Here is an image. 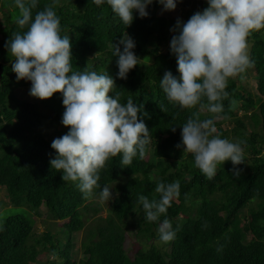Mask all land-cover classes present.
Listing matches in <instances>:
<instances>
[{"label":"trees","instance_id":"obj_1","mask_svg":"<svg viewBox=\"0 0 264 264\" xmlns=\"http://www.w3.org/2000/svg\"><path fill=\"white\" fill-rule=\"evenodd\" d=\"M200 2L202 7L208 5L207 0ZM0 3L12 5V9L0 11V213L5 215L0 218V264H264V29L248 38L253 66L244 75L247 78L255 72L256 91L239 77L230 78L225 89L229 96L220 101L223 111L200 114L201 120H214L219 138L245 141L241 145L244 164L234 166L225 161L209 180L195 166L193 155L183 151V146L176 147L182 144V126L199 106L180 108L168 100L160 85L165 72L179 78L177 59L170 51L174 36L170 26L176 22L156 16L140 18L134 11L133 22L126 26L106 0L99 6L93 0H59L54 11L60 19V35L70 38L72 71L111 76L116 87L109 95L121 93L122 104L131 98L140 107L138 120H143L150 136L143 159L137 152L132 163L124 166L122 154L110 158L100 172L101 189H94L86 199L77 187L79 181H64L63 173L51 167L50 161L57 154L51 148L53 140L41 132L47 125L59 126V137L69 131L62 124V94L39 99L41 103L16 94L21 87L30 91L31 81L17 80L12 71L15 58L5 44L14 33L23 34L27 28L17 24L22 17L15 0ZM52 3L38 0L33 19ZM160 6L153 0L146 11ZM125 34L134 40L133 51L140 60L127 79H119L113 44ZM165 42L169 44L163 49ZM120 48L123 51V45ZM203 102L207 104L206 98ZM40 104L50 107L51 112L47 114ZM237 109L243 112L240 116ZM216 115L232 121L230 137ZM235 169L241 170L239 176L233 174ZM176 181L180 183L179 197L166 215L156 222L148 221L138 196L159 200L157 184ZM103 186L112 193L108 214L97 218L81 242L82 257L72 259L71 234L84 228V216L90 209L98 211L100 206L94 207L93 201L100 198ZM13 208L15 212H6ZM37 216L66 220L62 232L67 238H54L47 229L32 239ZM165 218L176 233L169 243L160 240L158 231ZM131 227L147 242L151 238L157 242L139 247L130 257L124 242ZM43 251L58 259L41 260Z\"/></svg>","mask_w":264,"mask_h":264},{"label":"clouds","instance_id":"obj_2","mask_svg":"<svg viewBox=\"0 0 264 264\" xmlns=\"http://www.w3.org/2000/svg\"><path fill=\"white\" fill-rule=\"evenodd\" d=\"M93 2L99 6L105 0ZM106 2L121 21L130 26L133 12L140 18L147 17L146 8L153 0ZM177 2L157 0L164 11L174 10ZM58 3L59 0H53L52 4L45 5L33 19L32 10L37 7L38 0H15L22 17L17 24L27 31L14 33L5 47L15 58L12 71L17 80L31 81L29 94L32 97L46 100L54 93L62 94L65 107L62 124L69 131L53 139L51 148L57 155L50 165L63 173L64 181H79L77 187L87 199L94 189H101L98 181L107 161L122 154L121 164L128 166L137 152L143 159L150 136L143 120H138L140 107L131 98L122 104L119 92L109 95L116 87L111 76L95 71H72L70 38L60 35V19L54 11ZM207 3L208 7L202 12L194 13L186 23L177 20L175 27L170 29L178 32L171 38L170 51L176 56L179 78L165 72L160 85L168 100L180 108L199 106V111L192 112L182 126V144L176 147L183 146V151L192 154L195 166L211 180L217 166L225 161L230 160L234 166L244 164L241 145H245V141L230 142L219 138L214 120H201L200 114L205 110L221 113L223 105L220 101L229 96L225 91L229 79H246L244 73L253 66L248 38L253 32L264 29V0H207ZM120 45H123V51ZM134 48L135 42L127 34L113 44V56L118 57L119 79H127L129 71L138 65L140 59ZM205 98L207 104L203 102ZM240 171L235 169L233 174L239 176ZM155 191L160 194L159 200L149 201L144 195L138 196L150 222L167 214L172 201L180 195V183H158ZM99 197L101 202L111 200L110 188L103 186ZM158 231L163 243L175 239L176 233L167 218L160 223Z\"/></svg>","mask_w":264,"mask_h":264},{"label":"rangeland","instance_id":"obj_3","mask_svg":"<svg viewBox=\"0 0 264 264\" xmlns=\"http://www.w3.org/2000/svg\"><path fill=\"white\" fill-rule=\"evenodd\" d=\"M0 7L6 10L7 8H11L12 5L9 4L8 7L6 8V6H4V5L2 6V4L0 3ZM207 7H208V5H206L205 7H202L200 0H199V2H198V0H178L176 8L172 11H164L163 6L161 5L160 7L156 8V9L149 10L147 12L149 13L148 16L164 17V18L169 19V20L174 21V22H177V20H180L182 23L183 22L186 23L189 19V18H186V15L192 16L191 15L192 12H194V13H196L198 11L202 12ZM175 25L170 26V29H173L175 27ZM171 33L173 35H178V32H175V31H171ZM168 44L169 43L165 42L162 45L163 49L166 48L168 46ZM250 45L251 44L249 43V46ZM249 74H250L249 77H247L244 80V83L255 92L256 91V80L253 77L255 72L251 71ZM29 92L30 91H28L27 89H25L23 87L16 89L17 96L23 97V98L37 99L38 101H40L38 98L32 97L29 94ZM40 103H41V101H40ZM40 106H41V109H43L47 114H49L51 112L50 107H45V106H43V104H40ZM235 112L239 116L243 113L239 109H237ZM249 112H248V115H249ZM221 121H223L221 128L226 129V131H227L226 135L230 137L232 135V129H233L232 128L233 124L231 123L232 121H230L228 118H225L224 120L222 118ZM248 121L249 120H247V123H248ZM58 128H59V126H57V125H47V126H44L43 128H41V132L45 136H49L53 140L55 138H59V136L57 135ZM262 154H264V150H263ZM4 200L6 201V197H4ZM5 204H6V206H9V203H5ZM93 204H94V207L97 205L100 206L98 211L94 212L93 209L92 210L90 209L89 212L86 213L84 216V218H86L84 220L85 221L84 228L81 229L80 231L73 232L71 234V237H72V243H71V245H72V251H71L72 252V259L78 260V259H80V257H82L81 242L87 237L88 232L90 231V228L92 227V225L94 223L97 222V218L98 217H105L108 214L110 201H108L107 203L101 202L100 198H98V199H94ZM91 207H93V205ZM15 209L16 208L10 209L8 211L6 210V212H15L16 211ZM19 211H22V209H20ZM3 216H5L4 211H2L0 213V218H2ZM64 222H65L64 220L55 221V220H52L51 218L45 219L41 216H37L34 219V229H33L32 239L41 237L42 233L46 232V230L49 229L53 233L54 238H58V239L61 238L64 241V239L67 238V236H65L62 232ZM152 242L155 243L157 241H156V239L151 238L147 242V240L145 238L139 237V235L136 232L135 227H131V230L127 231V233H126L124 247H125L127 254L130 257H132L139 247L142 246L143 248H146ZM40 259L41 260H46V259L52 260V259H58V257H56L50 251H43L40 254ZM38 263H39V261H37L36 264H38ZM46 264H48V263L46 262Z\"/></svg>","mask_w":264,"mask_h":264}]
</instances>
